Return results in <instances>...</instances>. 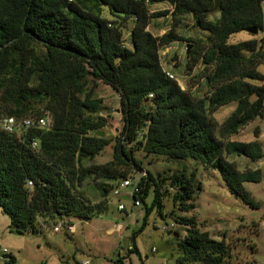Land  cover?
Returning <instances> with one entry per match:
<instances>
[{
	"label": "trees",
	"instance_id": "1",
	"mask_svg": "<svg viewBox=\"0 0 264 264\" xmlns=\"http://www.w3.org/2000/svg\"><path fill=\"white\" fill-rule=\"evenodd\" d=\"M163 1L0 0V115L48 119L46 128L34 126L19 134L0 130V209L10 219L11 233L42 234L44 226L64 225L67 219L104 216L118 182L137 172L141 177L132 205L140 201L145 206V224L155 210L163 219L170 217L163 212L169 191H175V207L192 210L196 175L179 169L156 178L143 168L138 152L201 162L220 173L231 193L259 207L244 185L260 183L262 171H240L228 157L252 162L264 157L259 128L253 142L232 139L264 117V85L253 83L264 81L258 71L264 38L236 44L230 39L244 31L264 32V0H223L213 13L215 0H176L169 11L152 13L151 6ZM189 17L199 32L194 38L179 30ZM159 18H167L170 28L156 36L149 28ZM129 22L128 46L124 30ZM179 43L186 51L192 45L182 69L188 76L200 71L206 88L202 96L170 79L163 66L162 52ZM101 84L120 100L122 127L111 138L104 134L109 128L104 112L110 109L95 97ZM232 103L235 111L218 123L215 114ZM110 146L111 161L84 164ZM89 178L100 180L98 203L80 191ZM165 184L169 190L164 191ZM171 218L187 229L177 264L228 263L224 240L201 231L194 218ZM136 236L130 253L138 252ZM11 258L16 264L14 254Z\"/></svg>",
	"mask_w": 264,
	"mask_h": 264
},
{
	"label": "rangeland",
	"instance_id": "2",
	"mask_svg": "<svg viewBox=\"0 0 264 264\" xmlns=\"http://www.w3.org/2000/svg\"><path fill=\"white\" fill-rule=\"evenodd\" d=\"M169 8L165 1L159 2ZM154 3L152 13L169 11L162 10ZM264 8V4H263ZM163 19V18H162ZM158 22V19H154ZM192 17L188 18L179 30L186 38H194L199 32L194 27ZM170 22L164 18L155 29V34L160 35L162 29H168ZM132 22H129L128 29L124 30L125 42L130 45V31ZM257 36V37H256ZM258 40L264 38V32L255 35ZM254 39V35L244 31L234 35L230 39L231 44ZM174 44L165 55L164 68L179 66L175 69V76L182 88L189 89L192 93L204 95L206 88L204 81L200 78V71L196 70L188 76L183 66L186 62L185 44L177 49ZM167 62V63H166ZM258 71L264 75V61ZM256 85H264L263 82H253ZM95 97L102 98L110 112H104L109 119V128L104 131L107 137L118 136L122 127L120 113V100L117 93L109 86L101 84L95 93ZM237 104L232 103L221 108L215 118L222 123L236 109ZM109 113V114H108ZM260 129L259 140L264 150V117L256 119L249 126L232 138L241 142H253L256 140V129ZM114 157L113 146L108 147L102 155L94 161H86L84 164H106ZM137 159L143 162V168L150 171L156 178L160 175H173L179 169H183L188 175H196L195 207L190 211H180L175 207L173 195L175 191H169L163 199L164 214H170L168 219H163L157 210L153 211L145 224V206L134 207L132 199L125 190L120 197L112 194L108 197L109 211L100 217L90 221L67 219L61 227L60 232L55 231V225L44 226L42 234L18 235L11 233L10 219L0 209V248H7L17 259L16 264H82L89 261L90 264H116L122 259V264H177L180 255L179 244L185 238L187 229L185 226L175 223L171 218L185 216L194 218L198 227L203 232H208L210 237L217 241L224 240L230 250L231 258L227 264H264V157L252 162L246 157L236 155L229 156L230 162L235 163L240 171L257 170L262 171L260 183H245V189L259 204L253 208L241 198L231 193L228 186L216 170L206 168L201 162L192 159L176 161L162 156H147L143 152L136 153ZM133 177L138 180L141 175L137 172ZM97 182L89 178L84 182L80 191L95 203L100 201ZM201 186V189H200ZM164 191L169 190V184L164 185ZM201 190V191H200ZM153 195L147 199V204H152ZM119 203L124 204L126 212L118 210ZM127 214L129 216H127ZM61 222L57 224L60 225ZM66 223H71L75 228L70 233ZM121 225L123 232L109 230ZM171 231V233H169ZM175 232L179 233L176 237ZM136 236L135 244L137 251L130 253V246H133L132 237ZM0 264H4L0 261Z\"/></svg>",
	"mask_w": 264,
	"mask_h": 264
},
{
	"label": "built area",
	"instance_id": "3",
	"mask_svg": "<svg viewBox=\"0 0 264 264\" xmlns=\"http://www.w3.org/2000/svg\"><path fill=\"white\" fill-rule=\"evenodd\" d=\"M140 1V0H136ZM176 1V0H175ZM169 4V2H167ZM169 8H173L169 4ZM167 75L170 77V79L174 81H178V78L172 74L171 72H167ZM184 89V88H183ZM153 97V95H151ZM41 127V128H46L48 126V119L47 118H38V119H24V120H17L12 117H6V116H1L0 115V130L8 133V134H19L22 132H26L28 129L32 127ZM33 148L38 149L39 148V142L37 140L33 141ZM33 183L30 181L29 186L32 187ZM139 187V179L136 180L135 178H126L122 179L118 182L117 186L115 187L113 191V196L115 197H120L122 196L123 192L125 190L128 191L127 195L132 199L134 194L138 191ZM135 206H140L141 203L140 201H137L134 203ZM118 210L120 212H126V207L124 204H119ZM63 227V224H60L55 227L56 232L61 231V227ZM68 230L70 233H73L75 231V228L73 226H68ZM124 227L121 225H118L115 227V231L123 232ZM113 234V233H112ZM130 249H132V246H130ZM13 253H11L10 250L7 248H0V261L3 262L4 264H12V258L11 256ZM82 264H90L89 261H86Z\"/></svg>",
	"mask_w": 264,
	"mask_h": 264
},
{
	"label": "crops",
	"instance_id": "4",
	"mask_svg": "<svg viewBox=\"0 0 264 264\" xmlns=\"http://www.w3.org/2000/svg\"><path fill=\"white\" fill-rule=\"evenodd\" d=\"M156 5H158V6H160V7H163V8H161L160 9V11H162V10H167V9H169L168 7H164V4H162V3H158V4H156ZM152 6H154V5H152ZM152 6H151V8H152ZM152 12V11H151ZM162 20H164V18L162 19V18H159L158 19V22L157 21H152L151 22V25H150V30H151V32L154 34V35H156L155 34V29H156V27L160 24V22L162 21ZM170 28V27H169ZM169 28L168 29H162V31H161V33H160V35H156V36H161V35H163V34H165L168 30H169ZM257 37V36H256ZM255 38V37H254ZM239 43V42H238ZM173 46V45H172ZM172 46H170L169 48H167V49H165V55L167 54V52L172 48ZM177 49L179 50V49H181V46H180V44H178L177 45ZM162 62H163V66L165 65V62H164V58H163V53H162ZM167 63V62H166ZM167 72H171L172 74H174V73H176V71H175V68H172V66L169 68L168 67V69H165ZM175 75V74H174ZM113 230H115V228H112V229H110L109 230V232L110 233H112L113 232Z\"/></svg>",
	"mask_w": 264,
	"mask_h": 264
},
{
	"label": "water",
	"instance_id": "5",
	"mask_svg": "<svg viewBox=\"0 0 264 264\" xmlns=\"http://www.w3.org/2000/svg\"><path fill=\"white\" fill-rule=\"evenodd\" d=\"M167 2H169V4L172 6V7H175V4H176V1L175 0H166ZM222 1L223 0H215V5H214V8H213V10L211 11L212 13L213 12H216V11H218L219 9H220V7H221V5H222ZM249 33H251V34H255V35H257V33H258V31L257 30H249L248 31ZM180 44V46H182V45H184V43H179ZM192 48V45H188L187 46V53H189V51H190V49Z\"/></svg>",
	"mask_w": 264,
	"mask_h": 264
}]
</instances>
